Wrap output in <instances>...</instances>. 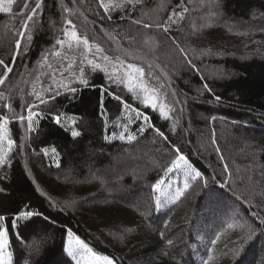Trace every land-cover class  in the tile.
I'll use <instances>...</instances> for the list:
<instances>
[{
  "label": "trees",
  "instance_id": "1",
  "mask_svg": "<svg viewBox=\"0 0 264 264\" xmlns=\"http://www.w3.org/2000/svg\"><path fill=\"white\" fill-rule=\"evenodd\" d=\"M36 3L0 12V60L12 68L0 65V117L14 142L0 166L11 264H78L69 231L115 264H264V0L117 1L108 12L100 0H43L28 21ZM68 20L92 52L65 35ZM128 64L143 76L129 77ZM32 105L29 131L19 115ZM126 106L150 125L108 140ZM150 147L153 164L126 178L92 180L82 166L66 174L69 159L102 167ZM180 155L201 175L159 211L156 186ZM116 183L123 193L108 196Z\"/></svg>",
  "mask_w": 264,
  "mask_h": 264
},
{
  "label": "rangeland",
  "instance_id": "2",
  "mask_svg": "<svg viewBox=\"0 0 264 264\" xmlns=\"http://www.w3.org/2000/svg\"><path fill=\"white\" fill-rule=\"evenodd\" d=\"M117 1L126 2L127 0H107L106 3H111L113 5H116V4H118ZM138 1L139 0H132L131 3H137ZM12 2H13V0H12ZM12 2H11V4H12ZM11 4H9V0H0V8L11 7ZM0 12H7V11H0ZM145 117L146 116H144V115L142 116V114L139 111H136L135 109H132L129 106H126L124 109L122 120H121L122 122L118 125V132H116L115 134H112V135H107V139L108 140L123 139V140H127V141L132 140L135 137V133L132 129L135 127V125L138 123V121H141V123H143L145 126L150 125V121L148 120L147 117H146L147 119L145 120ZM241 136H243V135H241ZM121 137H123V138H121ZM8 138H9V135H8ZM2 147H3V154L6 156L7 153L9 152L7 139L4 140ZM153 152H154L153 147L152 148L150 147L148 151H145L143 153L135 151L134 152L135 154H133L132 152L131 153L128 152L122 156H118L117 158L107 159L106 165L102 166V167H100V166L96 167V164L92 163L89 160L86 162L79 160V162L76 163V161L75 162L73 161L74 159H69V161L67 162V171L68 172H66V174L68 175L69 173L74 171L77 167L82 166V167L89 169L88 171H89V174L91 175V178H93L92 180H95V179L98 180V175H101V174H104V176L102 175L103 178H107V177L109 178L110 176L111 177L113 176L116 178L120 174H123V177L126 178L127 177L125 175L126 173L133 175V172L137 173V171H139L143 165L153 164V162H151V159H153L152 158ZM74 158H76V156H74ZM186 173H189V174H186ZM192 175H194V174L191 173V170L188 169L183 164V162H181V165L179 168H173L172 167V170H171L170 174L168 175V177L165 178L164 180H162L158 184L159 188H157V186H156V189H155V191H156V203H157V199H159V202H160L159 207H157L159 211L163 210L165 207H167V206L175 203L176 201H178V199L180 198L181 195L179 197H177L176 196L177 192H181V193L184 192V190L186 189L185 184L188 181L187 177L192 176ZM103 185H102V187L107 186L106 184H105V186H103ZM114 187H116V189L110 190V191H109V189L106 190V187H105V193H107L108 196L123 193V187L122 186H120L119 184L116 183V185H114ZM140 196H142V195H140ZM93 202H96V201H93ZM236 210L231 211L228 214H226L227 217H230V218L231 217H237V214H234V212ZM238 216H240V214ZM235 219H237V218H235ZM3 223H4V227H5V222H3ZM76 238L77 237L73 236L72 247L74 249H78V251L75 254V258L73 257V255H70V256H72L77 261L78 264H98L97 258L101 257V256H98L97 254H95V256H93L92 254L87 253V252L83 251L82 249H79V246L75 243ZM68 247H69V238H68V242H67V252H68ZM8 252L11 253L10 245H9V239H8L7 247L5 249V255H7ZM109 260H111V259H109ZM11 262H12V260H11ZM100 264H102V262H100ZM113 264H115V263L113 262Z\"/></svg>",
  "mask_w": 264,
  "mask_h": 264
},
{
  "label": "snow or ice",
  "instance_id": "3",
  "mask_svg": "<svg viewBox=\"0 0 264 264\" xmlns=\"http://www.w3.org/2000/svg\"><path fill=\"white\" fill-rule=\"evenodd\" d=\"M12 0H9V4H11ZM43 0H37V3L35 4V8H33L31 10V14L28 15L26 17V19L28 21H31L33 19L34 16L37 15V9L41 8V4H42ZM128 3H131L132 0H127ZM100 4L101 6L104 8V11L105 12H108L109 9L111 7H122L121 4H116V5H113L111 3H105L104 0H100ZM24 7L27 9L28 5L25 4ZM68 10V9H66ZM0 11H11V8L8 7V8H0ZM111 17H109L110 19ZM183 18V15L181 14V19ZM68 25L71 26V30H65V35L69 38V40L71 42H74L75 46L76 47H79L80 45H83L85 49H87L88 52H92V45L89 43V40L87 37H82L80 36L77 31L75 30V25L72 24V21L71 20H68L67 21ZM144 27H149V25L145 24ZM27 24H24V29L25 31H27ZM168 29L165 28L164 31H167ZM19 37L20 39L17 40L16 44H15V48H16V53L15 55H19L20 54V48H21V41L25 39V36H24V32H20L19 33ZM33 39L32 35L29 34L27 36V40L28 41H31ZM56 43L58 45H60L61 47L64 46L65 44V41L64 40H61V39H58L56 41ZM72 47V43L69 44V48L71 49ZM96 51L97 52H102L103 50L99 47V46H96ZM54 55L56 56H60L61 53L59 51H56L54 53ZM45 60L47 59L46 56L43 57ZM104 60H108L109 58L107 56H104L103 57ZM89 64L92 65V67L95 69V68H100V64H97V63H94L92 60H89L88 61ZM0 65H3V67L6 69V72L7 73H11L12 72V68L10 66H8L7 64L4 63L3 60H0ZM127 69H130L131 72L128 73L129 77H131V73L134 72V73H137L139 74L140 77L143 76V69L142 68H139V67H136L135 65H132V64H128L127 65ZM81 77H83V72H81ZM7 80V75H3V76H0V85H4L5 81ZM81 83L83 84H87V81L84 80V79H81L80 81ZM205 87L207 88V85H205ZM72 92H75L76 89H71ZM129 91H133V87L131 85V82L129 84ZM2 95V94H0ZM38 99H40L39 96H37ZM117 100L120 99L119 96L116 97ZM220 98L217 97V100H219ZM44 101L41 99V103H43ZM7 107L11 108L10 105H7ZM33 107H35V105H32V106H29L28 109H27V112H28V115L27 117H25L24 115H19V119L20 121H24L25 119H27V127H28V130L31 131L32 130V126H33V119H34V116L36 115H39L38 113H33ZM147 118L145 117V120ZM0 166H3L6 162V156L3 154V142L5 139H7V142H8V150L10 151L11 150V146L13 145V141L8 138V125H9V119L6 118V117H0ZM55 121L57 124L60 123V117L57 116L55 118ZM141 131H143V129H141ZM161 135H163L162 133H160ZM80 133L78 131H73L72 132V136L73 137H77L79 136ZM123 138V137H121ZM53 151H55V149H53ZM177 151H179V149H177ZM47 154V153H46ZM181 162H183V164L191 170V173H193V179L199 177L201 174L196 171L195 169L192 168V166L188 163L187 159L183 156V155H180L178 157L177 160H175L173 162V168H179L180 165H181ZM227 167V166H225ZM186 174H189V173H186ZM188 187V184L186 183L185 184V188ZM157 188H159V185H157ZM180 195H182L181 192H177L176 196L179 197ZM159 199H157V207H159ZM32 215H34V213L32 212H26V213H23L22 214V217L23 218H27V217H31ZM35 215H40L39 213H35ZM4 217L3 216H0V264H11V260H12V254L10 252L7 253V255H5V249L7 247V244H8V231L7 229L4 227ZM16 225V219H13L12 221V226L15 227ZM229 227H232V225H229ZM249 231L250 233L253 232L254 230L251 229V227L249 228ZM68 237H69V247H68V253L69 255H73V257L75 258V254L76 252L78 251V249H74L72 247V241H73V234L71 231H69L68 233ZM75 243L79 246V249H82L83 251L87 252V253H90L92 254L93 256H95V253H93L92 249L89 248L83 241L79 240L78 238H76L75 240ZM169 243H171V241H169ZM29 247H32V245H29ZM38 250V248H37ZM238 251V250H237ZM97 262L98 264H100V262H102V264H113V262L111 260H109L107 257H98L97 258Z\"/></svg>",
  "mask_w": 264,
  "mask_h": 264
},
{
  "label": "water",
  "instance_id": "4",
  "mask_svg": "<svg viewBox=\"0 0 264 264\" xmlns=\"http://www.w3.org/2000/svg\"><path fill=\"white\" fill-rule=\"evenodd\" d=\"M2 85H0V88H1Z\"/></svg>",
  "mask_w": 264,
  "mask_h": 264
}]
</instances>
